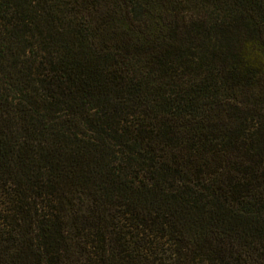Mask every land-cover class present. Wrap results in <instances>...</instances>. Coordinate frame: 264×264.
<instances>
[{
	"label": "trees",
	"instance_id": "obj_1",
	"mask_svg": "<svg viewBox=\"0 0 264 264\" xmlns=\"http://www.w3.org/2000/svg\"><path fill=\"white\" fill-rule=\"evenodd\" d=\"M0 264H264V0H0Z\"/></svg>",
	"mask_w": 264,
	"mask_h": 264
}]
</instances>
